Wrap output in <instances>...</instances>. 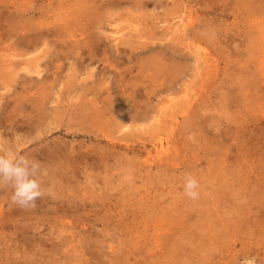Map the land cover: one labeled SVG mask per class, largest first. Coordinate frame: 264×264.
Instances as JSON below:
<instances>
[{"label":"rangeland","instance_id":"obj_1","mask_svg":"<svg viewBox=\"0 0 264 264\" xmlns=\"http://www.w3.org/2000/svg\"><path fill=\"white\" fill-rule=\"evenodd\" d=\"M20 1L24 2L26 5V7L23 8L42 6L40 8L37 7L39 11H41L48 10L50 9L49 7H51L46 0H28L29 2L32 1L31 3L27 0ZM182 1L178 3L179 0H147V4L140 8L127 3L109 8L105 5L106 3H104L102 6L103 8L99 11L100 16L98 20L100 22L97 20L98 24L96 27H90L87 32L82 33L81 27L89 25L88 17L78 23L80 25L79 27L73 25L78 28L76 30L78 33L76 38H80L81 36L82 39L89 38L92 40L93 37L95 40L98 35L104 37L100 45L97 46L95 56L89 53L91 51L90 47H85V49L82 48L83 55L82 58H79L77 57L78 52L74 45L70 47V51L67 50L68 48H65V46L60 47V44L57 45V41H53V44L50 42L49 45H52L51 47L46 44L42 45L41 43L38 52L44 49L53 50L54 48H58L54 50L55 54L53 53V56L49 60V64L55 67L51 65L50 69L48 71L46 69L43 73L46 74L48 72L49 79H53L55 75L59 76V79L55 82L54 89L48 90L49 94L45 97L47 103L45 106L43 105L42 108L33 105L32 101H28L30 104L24 106L21 104L26 94H29V89L23 88V84L26 83H24L20 74L16 76L13 83L9 86V89L4 85L3 81L2 83L0 82V94L3 95L2 103L4 105L3 114L5 113L4 119H6L4 126L0 127V133L3 135L5 143L8 144L6 147L8 149L5 148L4 151L11 150L13 152L27 154L28 157L39 161L42 169L46 171L45 175L41 177L44 196L37 200L36 207L32 210L27 211L12 204V189L5 184L0 185V201H2L7 213L5 223L2 225L0 224V264H169L170 260H172L170 264H193L195 261V264H240L241 260L246 257H256V264H264V199H260L262 197L264 198V73L261 71V61H263L264 54L261 49L262 47H257L258 49L255 48V51L253 49L249 50L252 48L254 37L260 39L259 34H256L258 35L256 36L253 32H256L254 31L255 25H257L255 23L256 19L261 17V20L264 17V13H261L260 10L254 12V9L247 10L245 7L240 8L237 0ZM259 1L261 2H259L260 4L264 5V0ZM54 2L55 6H52L56 11L51 10L50 17L47 16L48 19L39 14L33 16L32 13L30 14L26 11V14L23 13L21 16H17L21 18V21L15 17L16 22L20 21L19 23H23L27 19L33 20L35 23L53 21V24L57 22L61 25V21L57 20L58 15H60L58 12L67 11L72 1L54 0ZM208 2L219 9V11L216 12L217 14L205 12V9H208ZM229 2L232 4H230L231 6L228 4ZM36 4H40V6ZM171 5H173V7H171ZM121 7H123V9ZM7 9V7H4L0 10L8 11ZM107 10L110 14H108L109 12ZM106 11L108 13H106ZM144 12L146 14H144ZM221 13L222 15H220ZM6 14V12H3L4 20L15 19H12L8 14L9 17H7ZM188 14H194L195 19H197L195 23L199 24L201 29L206 28L205 31L200 28L198 29L200 32H203L205 37L201 41H194L191 38H187L184 32L186 27L183 26L185 25L183 19L187 20ZM108 15H111V17L113 16V18H110ZM253 16H256L254 21L252 20V18L254 19ZM204 18H206L204 21L205 23L202 22ZM125 26H129L131 30H129V28L126 29ZM122 27L125 28L123 29ZM147 28L149 30H147ZM112 29L115 30L116 33L112 31ZM261 30L264 31V25L261 27ZM111 31L115 35H113ZM106 33H109L110 36ZM131 33L135 34L133 35ZM141 33L145 34V37L142 39L149 41L148 46L145 48L136 46V41H134V39L142 40L139 36ZM155 33V40H153L152 37L148 38V35L152 36ZM224 35L225 38L223 37ZM175 36L176 38L180 37L176 42ZM68 37H66V39L70 42L76 39L75 37H69L68 39ZM9 38L10 37L6 36L5 42L2 44L3 48L7 49L0 52V76L6 68L2 65L1 59L7 61L9 58L6 52H15V49L16 51L23 50V47L18 46L14 38ZM127 38H129V40L131 38V40L127 42L129 43L128 45H124L126 44L124 40ZM132 38H134L133 41ZM160 41L162 42L160 43ZM59 42L61 43V41ZM117 43H120L119 46L123 52L117 50ZM131 43L135 44L134 47L137 48L133 49L134 47ZM167 43H170L173 47H177L178 45L181 46L180 48H182L183 51L182 55L176 54L173 47V49L167 47ZM63 48L66 50L63 51ZM206 49L216 54L220 60L219 62L222 69H225V66H227L224 58L229 60L232 58L228 68L224 70L227 73L220 70L221 74L217 75L214 80L212 75H215V69L212 70L211 74H207V62L200 53V51L203 52ZM34 50L35 49L32 50V54L37 53ZM60 50L62 51L60 52ZM226 53L231 57H227ZM2 54L5 57L2 56ZM248 54L251 55L248 56ZM88 55H91V58ZM85 56L87 57L85 58ZM104 56L108 59H105ZM168 57L172 60L168 59ZM156 60H158L160 64L157 63ZM54 61L56 64L58 63L62 66L60 70L56 67ZM242 61L248 64H244ZM153 62H155V64H153ZM147 63L148 65H146ZM149 63L151 65L153 64L152 66L155 65L153 67L154 69ZM161 63H169V67H171L169 72L171 71V75L172 69L175 68V70H178L180 75L178 84L180 90L173 93L169 90H165L158 93L156 96L152 94V98H146L145 95L135 96L136 99L133 101L141 104L137 107L141 111L145 108H140L143 104L150 103H148L149 106L147 105V107L150 110L149 114H151L147 120L136 118L134 115L136 114L137 108L134 106L133 102H129L128 99H126L127 96L126 94L124 96L120 83L125 81L129 83L132 81V83L136 81L142 83L144 80H148L146 81V85L149 87L155 86L160 82H168L165 84H169L171 80L170 73L165 74L163 72L160 73V71L157 72V67L161 66ZM183 63H185V65H183ZM141 64L143 68H141ZM113 65H115L114 68ZM181 65L183 67H181ZM63 67L64 69H62ZM149 67L151 68L149 69ZM262 68H264V62ZM78 69L80 71H78ZM238 69L239 71H237ZM248 69L250 70L248 71ZM57 70L60 71L59 75L56 74ZM142 71L146 72L142 74ZM253 74L258 76H254ZM146 75L148 76L147 78H145ZM237 75L243 79L257 81L256 86L258 88L260 87L259 90L253 88L251 91L247 89L244 92H237L234 88L241 82ZM93 76L96 77L94 78ZM166 76L168 78H165ZM206 76H209L211 79V81L207 83L209 85L208 89L204 91V97H198L197 90L203 87L204 83L202 81ZM74 77H76L78 81L76 82L77 84L72 82V87L69 84L71 83L69 80ZM261 78L263 80H261ZM124 79L126 80L123 81ZM94 80H97L96 82L102 88L101 94L97 95L93 90L87 87L88 84L92 85V81ZM30 81H28L27 86L30 88L32 87L31 92L38 91L37 87H39V84H35V82L33 84V82ZM183 81L186 84H181ZM187 83H190L192 88H190V85V87L187 86ZM118 84L120 88L116 86ZM123 87H125V85H123ZM181 88L184 90L182 91ZM222 88L226 89L221 90ZM190 92H193V95ZM35 94L38 95L37 92H35ZM162 94H164V96ZM182 94L184 96L186 94H191V96L195 95V100L193 101L194 108L192 107L189 114H186V112L181 114L179 119H177L178 121L174 119L177 123V126H174L176 128H174L173 125L168 127V131L159 128L160 130L158 129V134L156 135L155 132L157 131L150 128L152 127L151 125L156 123L157 112L154 110L162 112V109L165 108L166 105L168 106L170 103L180 99ZM258 94L263 98L259 97ZM244 95L248 96L245 97ZM22 96L24 97L21 98ZM157 99L159 102H157ZM85 101L88 102V104ZM89 103H91V105ZM155 103L160 104L159 106L158 104L155 106ZM248 104L249 107H245L248 106ZM95 107H100L98 116L94 114V112H96ZM204 107H206V109ZM83 108L87 114H90L89 117L83 116L84 114L81 115ZM51 113L54 115L52 116ZM241 113L242 115H240ZM160 114L161 113H158V115ZM5 116L7 118H5ZM50 121L52 122L50 123ZM143 122H145L146 126L145 124L143 125ZM136 124H139V127ZM149 130H151L150 133L148 132ZM170 135L171 139L169 138L170 140L166 139L165 141L166 148L170 150L161 153L162 155H158L156 143L158 144L159 139H157V136L168 138ZM154 149L157 151H154ZM223 151L225 152L223 153ZM166 154L168 156H166ZM221 155H223V157ZM160 156L163 160H160ZM222 161H224V163L220 165ZM59 165H61V167ZM46 167H51L52 171L51 169H46ZM226 167L227 169H225ZM243 167L246 168L244 169ZM58 169L65 174L61 173ZM236 170L242 172L239 174ZM55 172L57 175H55ZM188 173H191L199 181V192L201 194L199 198L200 200L201 197L203 198L201 201L195 200L192 202L191 199L189 201V198L184 195L183 181L185 175ZM219 174L222 175L220 176ZM215 175L219 178L223 177L219 179ZM236 175L238 178L235 177ZM223 178H225V180L230 178L231 180L228 179L224 181ZM233 178L238 180V185H234L237 181ZM240 178H242V192L236 191V194H232L229 189H227V191L222 190L223 192L218 191L222 183L227 184L229 182L233 184V187L236 186V188H240ZM255 190L259 192L257 193ZM203 193L207 196L203 195ZM222 194L225 196L223 197ZM229 194L232 195L228 196ZM208 198L211 200L216 199L214 200L216 202ZM221 198L222 202L220 201ZM246 198L250 201H247ZM209 200L211 203H214L213 206ZM58 203H60V205ZM243 203H246V207L248 208H246ZM257 203L258 205H256ZM236 204L239 206L242 204V207L240 206V208L238 206V209ZM224 205L226 208L223 207ZM174 206L179 207L180 212H184V210L187 209V212H184L185 216L178 217L179 215L170 214L169 219L166 220L165 218L167 216L165 215L167 209ZM206 206L207 208L212 207L213 215L217 219L212 215L213 217L211 220L203 224L202 217L204 209H207ZM249 206L251 207L249 208ZM233 207L237 208V210ZM238 211L240 212L236 213ZM241 211H243V213ZM225 212H228V214L226 213V215ZM12 213L15 214L13 215ZM218 216H222L223 218L221 217L222 219H220ZM228 216L229 218L227 219ZM232 218L233 220H231ZM225 219L226 221L224 222ZM209 222H211V225ZM224 231H227L226 234ZM183 234L187 236L192 235L193 241L189 245L191 253L188 252L189 250H186V255L190 254V257L192 259L195 258V260H188L186 255L180 256L177 259L172 256V249L170 248L172 246L170 243L173 242L176 237H180ZM210 237L213 238L211 239ZM207 252L210 253L207 254Z\"/></svg>","mask_w":264,"mask_h":264},{"label":"bare ground","instance_id":"obj_2","mask_svg":"<svg viewBox=\"0 0 264 264\" xmlns=\"http://www.w3.org/2000/svg\"><path fill=\"white\" fill-rule=\"evenodd\" d=\"M28 1V0H27ZM40 1H42V0H40ZM46 1H48V4L49 5H51V7H49L50 9H48V10H41V11H39V9L38 8H40V7H42V6H40V4H36V5H39L40 7H38V6H31V7H27V8H23V7H26V5L24 4V2H22V1H20V0H0V9L1 8H4V7H7L8 9V11H1L0 10V52L1 51H3V50H6L7 48H3V46H2V44H4V42H5V39H6V36H8V37H10L9 39H15V42L18 44V46H22L23 47V50L22 51H19V50H17L16 51V49H15V52H6L7 53V55H9L8 57V60L7 61H3L2 59H1V63H2V65L3 66H5L6 68H5V71H3L2 72V74H1V78H0V82L2 83V81L4 82V85L6 86V87H8V89L10 88L9 86L13 83V81L15 80V78H16V76L17 75H21V77L23 78V81H24V83H26V84H23V88L24 89H29V94L27 95L26 94V96L24 97V96H22L21 98H23L24 97V99H23V103H21V102H19V103H21V104H23V106L24 105H27V104H30L28 101H32V103H33V105H35L36 107H39V108H42V106L44 105L45 106V104L47 103L46 101H45V97L49 94V91L48 90H51L52 88L54 89V86H55V82H56V80L57 79H59L58 77L59 76H54V78L53 79H49V75H48V72L46 73V74H44L43 72H45V70L47 69V71L50 69V66L52 65V64H49V60L51 59V57L53 56V53L55 54V51L54 50H57V49H53V50H46V49H44L43 51H39L38 52V48L41 46V43H42V45L43 44H46V45H49V43L51 42H56V44L57 45H59L60 44V47L62 46V47H64L65 46V48H68L67 50H70L71 51V46L73 47V45L75 46V48H76V50H77V52H78V56L77 57H79V58H82V55H83V51H82V48L83 49H85V47L87 48V47H90V49H91V51L89 52L92 56H95V54H96V49H97V46H99L100 45V42H101V40H103L104 39V37L102 36V35H98V37L97 38H95V40L93 39V37H92V40H90L89 38H81V36H80V38H76L77 36H78V33L76 32V30L78 29L77 27H79L80 25L78 24V23H80L81 22V20H83V19H85L86 17H88V19H89V25H85L84 27H81V30H82V33H84V32H87L89 29H90V27H96V25L98 24V22H97V20L99 19V11H100V9H102L103 7V5H104V3H106L105 5H107V7H112V6H120L121 4H123V3H127V4H130V5H132V6H134V7H137V8H140V7H142V6H144V5H146L147 4V0H71L72 1V4H70L69 6H68V9H67V11H65V12H58L60 15H58V17H57V20L58 21H61V25H59L57 22L55 23V24H53L54 22L53 21H51V22H44V21H41V22H39V23H35L33 20H25L23 23H19L20 21H21V18H18L19 16H21L23 13H27V12H29L30 14L32 13L33 14V16L34 15H40V16H43L44 18H46V19H48L47 18V16L48 17H50V13H51V10L53 11V10H55L56 11V9H54V7L53 6H55L54 5V0L53 1H51V0H46ZM45 1V2H46ZM174 1V0H173ZM178 1V0H177ZM180 1H182V0H179V2L178 3H180ZM183 1H185V0H183ZM182 1V2H183ZM205 1V0H204ZM206 1H208V0H206ZM238 1V3H239V7L240 8H242V7H245L247 10H252V9H254V12H258L259 10L261 11V13H264V5H262V4H260L261 2L259 1V0H237ZM237 1H235V2H237ZM29 2V1H28ZM32 1H30L29 3H31ZM35 2V1H34ZM66 2H67V0H66ZM186 2V1H185ZM190 2V1H189ZM212 2H214V1H212ZM260 2V3H259ZM68 3H70V2H68ZM177 3V2H176ZM204 3V2H203ZM209 3V2H208ZM28 4V3H27ZM174 5H177V4H175V3H173ZM229 5L231 4L230 2L228 3ZM32 5V4H31ZM34 5V4H33ZM53 5V6H52ZM204 5V4H203ZM206 5V4H205ZM208 5V9H205V12L206 13H208V12H212V13H216V12H218L219 11V9L218 8H215L214 7V5H212V4H207ZM232 5V4H231ZM230 5V6H231ZM169 6V5H168ZM38 7V8H37ZM105 7V6H104ZM106 7V8H107ZM124 7V6H123ZM123 7H121L122 9H123ZM171 7H173V5H171ZM174 7H176V6H174ZM179 7V6H178ZM211 9H210V8ZM233 7V6H232ZM46 8V7H45ZM45 8H43V9H45ZM116 8V7H115ZM130 8V7H129ZM128 8V9H129ZM167 8H169V7H167ZM221 8V7H220ZM245 8H244V10H245ZM47 9V8H46ZM126 9V8H125ZM170 9H172V8H170ZM174 9H176V8H174ZM232 9V8H231ZM66 10V9H65ZM118 10V9H117ZM127 10V9H126ZM22 11V12H21ZM24 11V12H23ZM27 11V12H26ZM108 11V10H107ZM106 11V13H108ZM112 11V10H111ZM130 11V10H129ZM1 12H2V14H1ZM3 12H6L9 16H11V18L13 19V18H18V20H20V21H18V22H16V18L15 19H13V20H4V17H3ZM119 12V11H118ZM131 12V11H130ZM113 13V12H112ZM133 13V12H132ZM6 14V15H7ZM108 14H110V12L108 13ZM127 14V13H126ZM129 14V13H128ZM143 14V13H142ZM141 14V15H142ZM144 14H146L145 12H144ZM189 14H191V13H189ZM188 14V15H189ZM217 14V13H216ZM7 15V17H9ZM115 15V14H114ZM125 15V14H124ZM208 15V14H207ZM220 15H222V13L220 14ZM229 15V14H228ZM18 16V17H17ZM24 16H27V15H24ZM29 16V15H28ZM107 16V15H106ZM108 16H110V18H113V16L111 17V15H108ZM148 16H150V15H148ZM36 17V16H35ZM197 17V16H196ZM210 17V16H209ZM213 18H215L214 16H212ZM254 17V16H253ZM256 17V16H255ZM254 17V19L252 18V20L254 21L256 18ZM23 18V17H22ZM38 18H39V16H38ZM37 18V19H38ZM53 18V17H52ZM101 18H102V15H101ZM118 18V17H117ZM261 18V17H260ZM260 18L258 17V19H256V24L257 25H255V30L254 31H256V32H253L255 35L256 34H259V38L260 39H258L257 37L255 38L254 37V40H253V44H252V48L251 49H249V50H254L255 51V48L256 49H258V48H261L262 49V52H263V54H264V31H262L261 30V27H263V25H264V17L260 20ZM200 19V18H199ZM205 19L206 18H204V20L202 21V22H204L205 21ZM4 20V21H3ZM24 20V19H23ZM104 20V19H103ZM115 20V19H114ZM118 20V19H117ZM184 20V24L185 25H183L184 27H186V29H185V34L187 35V38H191L192 40H194V41H201L202 39H204L205 37H204V35H203V32L201 33L200 32V30H198L199 28H200V25L199 24H197V23H195L196 21H197V19H195V17H194V14L193 15H189L188 17H187V20H185V19H183ZM196 20V21H195ZM213 20H215V19H213ZM99 21V20H98ZM107 21V20H106ZM157 21V20H156ZM84 22V21H83ZM100 22V21H99ZM148 22V21H147ZM105 23V22H104ZM108 23H110V22H108ZM112 23V22H111ZM183 23V22H182ZM205 23V22H204ZM208 23V22H207ZM203 24V23H202ZM202 24H201V26H202ZM73 25H77V27L75 26H73ZM145 25V24H144ZM181 25V24H180ZM204 25V24H203ZM83 26V25H82ZM99 26V25H98ZM97 26V27H98ZM104 26V25H103ZM199 26V27H198ZM126 27V26H125ZM125 27H122L123 29L125 28ZM179 27H181V26H179ZM127 28H129V26H127L126 27V29ZM132 28V27H131ZM134 28V27H133ZM136 28V27H135ZM100 29V28H99ZM98 29V30H99ZM143 29V28H142ZM146 29V28H145ZM201 29V28H200ZM80 30V29H79ZM95 30V29H94ZM119 30H122V29H119ZM119 30H118V32H119ZM129 30H131L130 28H129ZM147 30H149L148 28H147ZM156 30V29H155ZM201 30H203V31H205L206 30V28H203V29H201ZM112 31H114L115 32V30H113L112 29ZM111 31V32H112ZM152 31V30H151ZM218 31V30H217ZM99 32V31H98ZM117 32V33H118ZM123 32V31H122ZM131 32V31H130ZM158 32H159V30H158ZM219 32V31H218ZM221 32V31H220ZM252 32V31H251ZM80 33V32H79ZM95 33H96V31H95ZM101 33V32H100ZM116 33V32H115ZM162 33V32H161ZM160 33V34H161ZM167 33V32H166ZM215 33V32H214ZM226 33V32H225ZM230 33V32H229ZM244 33V32H243ZM93 34V33H92ZM106 34H109V33H106ZM112 34L113 35H115L113 32H112ZM126 34V33H125ZM127 34H128V32H127ZM126 34V35H127ZM131 34H133V33H131ZM135 34V33H134ZM133 34V35H134ZM153 34V33H152ZM84 35V34H83ZM104 35V34H103ZM123 35H124V33H123ZM215 35V34H214ZM246 35V34H245ZM75 37L76 39H74V40H72V42H70V41H67V39H66V37ZM85 36V35H84ZM94 36H96V35H94ZM109 36H110V34H109ZM117 36V35H116ZM120 36V35H119ZM140 36V38L142 39V38H144L145 37V34H140L139 35ZM182 36V35H181ZM256 36H258V35H256ZM262 36V37H261ZM69 37H68V39H69ZM83 37V36H82ZM105 37H108V36H105ZM118 37V36H117ZM128 37V36H127ZM132 37V36H131ZM149 37H152V39L153 40H155V38H156V33L154 34V35H152V36H149L148 35V38ZM165 37V36H164ZM212 37H213V35H212ZM219 37H221V36H219ZM224 38H225V35L223 36ZM230 37V36H229ZM71 38V39H72ZM121 38H123V37H121ZM175 38H176V36H175ZM175 38H173V39H175ZM210 38V37H209ZM252 38V37H251ZM124 39H125V37H124ZM133 39L134 38H132V41H133ZM160 39V38H159ZM180 39V37L179 38H176L175 39V42H176V40H179ZM221 39H222V37H221ZM236 39V38H235ZM130 40H131V38H130ZM129 40V38H127L126 40H124V42H126V44H124V45H128L129 43H127V42H129L130 41ZM161 40V39H160ZM205 40H207V39H205ZM222 40H224V39H222ZM228 40V39H227ZM59 41H61V43L59 42ZM123 41V40H122ZM134 41H136V46H141L140 48H145V47H147L148 46V42L149 41H147V40H135L134 39ZM230 41V40H229ZM261 41H263V42H261ZM59 42V43H58ZM151 42V41H150ZM154 42H156V41H154ZM162 41H160V43H161ZM164 42V41H163ZM183 42V41H182ZM209 42V41H208ZM232 42V41H231ZM231 42H229V43H231ZM247 42V41H246ZM7 43V42H6ZM73 43V44H72ZM152 43V42H151ZM172 43V42H171ZM227 43H228V41H227ZM237 43V42H236ZM13 44V43H12ZM53 44V43H52ZM111 44V43H110ZM115 44V43H114ZM131 44H133V43H131ZM140 44H142V45H140ZM159 44V43H158ZM174 44V43H173ZM176 44V43H175ZM178 44H180V43H178ZM233 44V43H232ZM240 44V43H239ZM55 45V44H54ZM120 43L118 44L117 43V50L118 51H120V52H123V50L120 48ZM122 45V44H121ZM15 46V45H14ZM50 47L52 46V45H49ZM109 46V45H108ZM112 46V45H111ZM113 46H115V45H113ZM130 46V45H129ZM135 46V44H133V47ZM151 46V45H150ZM166 46L167 47H169V48H171V49H173L174 48V52L177 54H180V55H182V48H180L181 46H177V47H173L170 43L168 44H166ZM131 47V46H130ZM132 47V48H133ZM173 47V48H172ZM254 47V48H253ZM258 47V48H257ZM65 48H63V51H65L66 49ZM107 48H109V47H107ZM124 48V47H123ZM137 47H134L133 49H136ZM154 48V47H153ZM232 48H233V45H232ZM33 49H35L34 51H36L37 53H35V54H32V50ZM60 49V48H59ZM89 49V50H90ZM99 49V48H98ZM100 49H101V47H100ZM149 49V48H148ZM185 49V48H184ZM235 49H236V47H235ZM88 50V51H89ZM116 50V49H115ZM150 50V49H149ZM62 50H60V52H61ZM117 51V52H118ZM125 51H126V49H125ZM134 51V50H133ZM132 51V52H133ZM179 51V52H178ZM242 51H244V50H242ZM5 52V51H4ZM59 52V51H58ZM74 52V51H73ZM98 52V51H97ZM116 52V51H115ZM127 52H128V50H127ZM240 52V51H239ZM250 52H252V51H250ZM67 53V52H66ZM72 53V52H71ZM88 53V52H87ZM88 53V54H89ZM102 53H103V51H102ZM125 53V52H124ZM123 53V54H124ZM185 53V52H184ZM200 53H201V55H202V57L204 58V60L207 62V67L206 68H208V70H207V74H211V72H212V70L213 69H215V75H212V78H213V80L217 77V75H220L221 73H220V70L222 71V72H224V73H227V72H225L224 70H226L227 68H228V66H229V64H230V62H231V60H232V58H231V60H229V59H227V58H224V60L226 61V63H227V66H225V69H222L221 68V66H220V60L218 59V57L216 56V54L215 53H213V52H211V51H208L207 49L205 50V51H203V52H201L200 51ZM237 53V52H236ZM246 53V52H245ZM117 54V53H116ZM163 54H166V53H163ZM228 53H226V55H227ZM230 54V53H229ZM231 54H232V52H231ZM27 55V56H26ZM57 55H58V53H57ZM90 55V56H91ZM188 55V54H187ZM218 55V54H217ZM226 55H224V56H226ZM249 55H251V54H248V56ZM2 56H4L3 54H2ZM11 56H12V58H11ZM66 56V55H65ZM89 56V55H88ZM89 56V57H90ZM153 56V55H152ZM158 56V55H157ZM234 56V55H233ZM236 56V55H235ZM242 56V55H241ZM240 56V57H241ZM247 56V57H248ZM5 57V56H4ZM19 57V58H18ZM66 57H68V56H66ZM70 58H72L71 56H69ZM75 57H76V55H75ZM87 56H85V58H86ZM123 57V56H122ZM166 57V56H165ZM227 57H231L230 55L228 56L227 55ZM264 57V56H263ZM59 58V57H58ZM57 58V59H58ZM63 58V57H62ZM91 58V57H90ZM104 58H105V56H104ZM117 58V57H116ZM121 58V57H120ZM119 58V59H120ZM144 58H147V57H144ZM255 58V57H254ZM257 58V57H256ZM259 58V57H258ZM105 59H108V58H105ZM152 59V58H151ZM150 59V60H151ZM163 59V58H162ZM168 59H170L169 57H168ZM167 59V60H168ZM233 59H234V57H233ZM238 59V58H237ZM236 59V60H237ZM242 59V58H241ZM244 59V58H243ZM250 59V58H249ZM59 60V59H58ZM78 60V59H77ZM85 60V59H84ZM109 60H112V59H109ZM142 60V59H141ZM150 60H149V62H150ZM170 60H172V59H170ZM246 60H247V58H246ZM263 61H261L262 62V65H263V62H264V58L262 59ZM57 61V60H56ZM82 61H83V59H82ZM157 61V63H159V61L158 60H156ZM238 61V60H237ZM245 61V60H244ZM81 62V61H80ZM84 62V61H83ZM82 62V63H83ZM106 62V61H105ZM116 62V61H115ZM145 62V61H144ZM151 62H152V60H151ZM165 62V61H164ZM240 62H241V60H240ZM243 62V61H242ZM251 62V61H250ZM252 62H253V60H252ZM54 63H55V61H54ZM81 63V64H82ZM179 63V62H178ZM244 63V62H243ZM44 64H45V67H44ZM79 64V63H78ZM116 64V63H115ZM144 64V63H143ZM150 64V63H149ZM153 64H155V62H153ZM152 64V65H153ZM160 64V63H159ZM174 64V63H173ZM182 64V63H181ZM234 64V63H233ZM244 64H248V63H244ZM256 64H257V62H256ZM55 65H56V67L57 68H59V70L61 69V65L60 64H56L55 63ZM85 65V64H84ZM142 65V64H141ZM146 65H148V63L146 64ZM151 65V64H150ZM151 65V66H152ZM178 65V64H177ZM183 65H185V63H183ZM262 65H261V71H262V73H264V71H263V69L264 68H262ZM1 66V65H0ZM52 66H54V65H52ZM114 66L115 65H113V68H114ZM145 66V65H144ZM155 66V65H154ZM154 66H152V68L154 67ZM180 66V65H179ZM187 66V65H186ZM237 66H238V64H237ZM258 66V65H257ZM55 67V66H54ZM119 67V66H118ZM146 67V66H145ZM175 67V66H174ZM181 67H183L182 65H181ZM180 67V68H181ZM185 67V66H184ZM236 67V66H235ZM240 67V66H239ZM242 67V66H241ZM4 68V67H3ZM130 68V67H129ZM141 68H143V65L141 66ZM151 67H149V69H150ZM170 68L171 67H169V63L168 64H163V63H161V66H159V67H157V72H159L160 71V73L161 72H163V73H165V74H167V73H170L169 72V70H170ZM230 68V67H229ZM233 68V67H232ZM62 69H64V67L62 68ZM77 69V68H76ZM154 69V68H153ZM152 69V70H153ZM156 69V68H155ZM183 69V68H182ZM241 69V68H240ZM242 69H243V67H242ZM59 70H57V72H56V74H60V71ZM104 70H106V69H104ZM108 70V69H107ZM123 70V69H122ZM131 70V69H130ZM147 70V69H146ZM186 70V69H185ZM250 69H248V71H249ZM78 71H80L79 69H78ZM184 71V70H183ZM205 71V70H204ZM234 71V70H233ZM232 71V72H233ZM237 71H239V69L237 70ZM246 71V70H245ZM257 71H258V69H257ZM259 71H260V69H259ZM260 71V72H261ZM82 72V71H81ZM143 72H146V71H142L141 73L143 74ZM180 72V71H179ZM186 72V71H185ZM184 72V73H185ZM49 73H50V71H49ZM119 73V72H118ZM127 73V72H126ZM140 73V72H139ZM138 73V74H139ZM181 73V72H180ZM183 73V74H184ZM54 74H55V72H54ZM82 74V73H81ZM93 74H95V73H93ZM98 74V73H97ZM110 74V73H109ZM120 74V73H119ZM153 74V73H152ZM204 74V73H203ZM238 74V73H237ZM243 74V73H242ZM260 74V73H259ZM52 75H53V73H52ZM67 75V74H66ZM65 75V76H66ZM96 75V74H95ZM115 75V74H114ZM122 75V74H121ZM157 75V74H156ZM155 75V76H156ZM170 75H171V73H170ZM244 75V74H243ZM251 75H252V73H251ZM254 75V74H253ZM261 75V74H260ZM90 76V75H89ZM105 76V75H104ZM138 76V75H137ZM140 76V75H139ZM180 75H179V73H178V70H175V68L174 69H172V75H171V80H170V82H169V84H165V83H168V82H165V83H157L155 86L153 85L152 87L150 86H148V85H146V81H148V80H144L142 83L141 82H134V83H129V82H126L125 80L126 79H124L123 81H125V82H122V83H120V86H121V89L123 90V93H124V96H125V94H126V99H128V101L129 102H133L134 103V106L137 108L138 106H139V104H138V102L136 103V102H134L133 100H135L136 98H135V96L137 97V96H143V95H145L146 96V98H152L153 96H152V94L153 95H157L158 93H161V92H163V91H165V90H169V91H171L172 93L173 92H177L178 90H180L179 88H180V86L178 85L179 84V80H180V77H179ZM211 76V75H210ZM238 76V75H237ZM248 76V75H247ZM254 76H258V75H254ZM53 77V76H52ZM84 77V76H83ZM94 77V76H93ZM96 77V76H95ZM94 77V78H95ZM148 76L146 75V77L145 78H147ZM162 77H163V75H162ZM223 77V76H222ZM239 77V76H238ZM243 77V76H242ZM245 77V76H244ZM261 77V76H260ZM259 77V78H260ZM263 77H264V75H263ZM46 80H45V79ZM70 78V77H69ZM80 78V77H79ZM119 78H121V77H119ZM134 78V77H133ZM151 78H152V76H151ZM165 78H168L167 76L165 77ZM231 78V77H230ZM81 79V78H80ZM97 79V78H96ZM153 79V78H152ZM159 79V78H158ZM163 79V78H162ZM182 79V78H181ZM239 79L241 80V82L238 84V86H236V88H234V89H236V91L237 92H244L245 90H247V89H249V91H251V89H255V88H257L258 90H259V88L256 86V82L257 81H252V80H249V79H243V78H240L239 77ZM238 79V80H239ZM264 79V78H263ZM262 78H261V80H263ZM31 80V81H30ZM92 80V79H91ZM119 80V79H118ZM117 80V81H118ZM122 80V79H121ZM142 80V79H141ZM229 80V79H228ZM234 80V79H233ZM28 81H30V82H33V84H34V82H35V84L36 83H38L39 84V87H37L38 88V91H35V92H37V94L38 95H36L35 94V92H31V88L30 87H28L27 85H28ZM49 81H51V82H49ZM69 81H71V83H69L71 86H72V82H74V83H76L78 80H77V78L76 77H74V78H71ZM87 81V80H86ZM97 81V80H96ZM95 80L94 81H92L93 82V84L91 85V84H88L87 82V84H88V88L89 89H91V90H93L94 92H95V94H101L102 93V88L98 85V83L96 82ZM98 81H99V79H98ZM104 81V80H103ZM130 81V80H129ZM139 81V80H138ZM158 81H160V80H158ZM209 81H211V79H210V77L208 76H206V77H204V80L202 81L203 83V89L202 88H200V89H198L197 90V96L198 97H204L205 96V93H204V91L206 90V89H208V84L207 83H209ZM258 81H259V79H258ZM264 81V80H263ZM67 82H68V80H67ZM101 82V81H100ZM152 82H154V81H152ZM157 82V81H156ZM216 82V81H215ZM229 82H231V81H229ZM238 82V81H237ZM151 83V82H150ZM155 83V82H154ZM185 82L183 81V83H181V84H184ZM262 83V82H261ZM264 83V82H263ZM37 84V85H38ZM77 84V83H76ZM76 84H74V85H76ZM186 84V83H185ZM234 84V83H233ZM30 85H32V84H30ZM36 85V86H37ZM69 85V86H70ZM85 85V84H84ZM84 85H83V87H84ZM115 85V84H114ZM123 85H125V87H123ZM190 85V83L188 84L187 83V86H189ZM235 85H237V84H235ZM86 86V85H85ZM116 86H118V88H120L119 87V84L118 85H116ZM183 86V85H182ZM191 86V85H190ZM189 86V87H190ZM197 86V85H196ZM73 87V86H72ZM184 87V86H183ZM223 87V86H222ZM50 88V89H49ZM184 88H186V87H184ZM190 88H192V86L190 87ZM62 89V88H61ZM187 89V88H186ZM224 88H222L221 90H223ZM226 89V88H225ZM224 89V90H225ZM231 89V88H230ZM74 90V89H73ZM80 90V89H79ZM83 90V89H82ZM181 90L183 91L184 89H182L181 88ZM194 90H195V88H194ZM121 91V90H120ZM189 91V90H188ZM263 91V90H262ZM50 92H52V91H50ZM81 92H83V91H81ZM85 92V91H84ZM89 92V91H88ZM130 92V93H129ZM179 92H181V91H179ZM209 92V91H208ZM221 92V91H220ZM228 92V91H227ZM247 92V91H246ZM255 92H256V90H255ZM75 93V92H74ZM122 93V92H121ZM121 93H120V95H121ZM129 93V94H128ZM181 93H183V92H181ZM187 93V92H186ZM190 93H192V95H193V92H190ZM206 93H207V91H206ZM249 93V92H248ZM252 93V92H251ZM78 94V93H77ZM222 94V93H221ZM247 94V93H246ZM257 94V93H256ZM71 95H73V94H71ZM109 95V94H108ZM163 96H164V94H162ZM161 95V96H162ZM168 95V94H167ZM180 95V94H179ZM228 95V94H227ZM63 96V95H62ZM103 96H104V92H103ZM102 96V97H103ZM122 96V95H121ZM159 96V95H158ZM171 96V95H170ZM195 96V95H194ZM194 96H191V94H186L185 96L182 94V97H180V99H178V100H176L175 102H172V103H170V105H166L165 106V108H163L162 110V112H158V111H156V110H154L155 112H157V118H156V123H154L153 125H151L152 127H150V128H153V129H155L157 132H155L156 133V135L158 134V129L159 128H161V129H164V130H167L168 129V127L170 126V125H173V127L176 125L177 126V123L174 121V119H179V117H180V115L181 114H184L185 112H186V114L188 113H190L191 112V109H192V107L194 108V105H193V101L195 100L194 99ZM225 96V95H224ZM237 96V95H236ZM245 96V95H244ZM246 96H248V95H246ZM245 96V97H246ZM258 96H259V94H258ZM49 97V96H48ZM51 97V96H50ZM61 97V96H60ZM97 97V96H96ZM166 97V96H165ZM177 97H178V95H177ZM176 97V98H177ZM207 97V96H206ZM244 97V98H245ZM251 97V96H250ZM256 97H257V95H256ZM259 97H262L261 95L259 96ZM106 98V97H105ZM105 98H103V99H105ZM139 98V97H138ZM145 98V97H144ZM160 98V97H159ZM162 98V97H161ZM168 98V97H167ZM166 98V99H167ZM196 98V97H195ZM210 98V97H209ZM208 98V99H209ZM238 98V97H237ZM240 98V97H239ZM248 98V97H247ZM263 98V97H262ZM261 98V99H262ZM67 99V98H66ZM140 99V98H139ZM143 99V98H142ZM164 99V98H163ZM165 99V100H166ZM205 99H207V98H205ZM220 99V98H219ZM223 99V98H222ZM241 99V98H240ZM256 99V98H255ZM97 100V99H96ZM100 100V99H99ZM107 100H109V99H107ZM144 100V99H143ZM142 100V101H143ZM151 100V99H150ZM149 100V101H150ZM164 100V101H165ZM248 100V99H247ZM250 100V99H249ZM259 100V99H258ZM263 100V99H262ZM93 101V100H92ZM98 101V100H97ZM112 101H113V99H112ZM141 101V100H140ZM196 101H197V99H196ZM226 101H228V100H226ZM3 95H1L0 94V127L2 126H4V124H5V120L6 119H4V114H3V109H4V105H3ZM13 102V101H12ZM86 102V101H85ZM144 102V101H143ZM157 102H159L158 101V99H157ZM161 102V101H160ZM223 102V101H222ZM225 102V101H224ZM244 102V101H243ZM250 102H251V100H250ZM19 103H18V105H19ZM87 104H88V102H86ZM149 103V102H148ZM148 103L147 104H143L140 108H142V107H145L142 111L141 110H139L138 108H137V110H136V114L134 115L136 118H139V119H146L147 120V118L148 117H150V115L151 114H149L150 113V110L148 109V107H147V105H148ZM164 103H167V102H164ZM229 103V102H228ZM85 104V103H84ZM90 105H91V103H89ZM131 104V103H130ZM138 104V105H137ZM150 104V103H149ZM156 104H158V106H159V104L160 103H155L154 105L156 106ZM162 104H163V102H162ZM223 104V103H222ZM231 104V103H230ZM8 105V104H7ZM56 105V104H55ZM77 105V104H76ZM102 105V104H101ZM141 105V104H140ZM153 105V104H152ZM243 105V104H242ZM254 105H255V103H254ZM9 106V105H8ZM20 106V105H19ZM18 106V107H19ZM22 106V105H21ZM63 106V105H62ZM149 106V105H148ZM154 106V107H155ZM201 106V105H200ZM244 106V105H243ZM252 106V105H251ZM260 106V105H259ZM6 107V106H5ZM13 107V106H12ZM56 107V106H55ZM107 107H109V106H107ZM152 107V106H151ZM223 107V106H222ZM221 107V108H222ZM227 107V106H226ZM239 107V106H238ZM245 107H249V104H248V106H245ZM257 107H258V105H257ZM257 107H255V108H257ZM7 108V107H6ZM5 108V109H6ZM21 108H23V107H21ZM31 108V107H30ZM60 108V107H59ZM100 108V107H99ZM99 108H97V107H95V111L96 112H94V114H96L97 116L99 115V113H98V110H99ZM102 108V107H101ZM205 109H206V107H204ZM231 108H232V106H231ZM259 108V107H258ZM261 108V107H260ZM16 109H17V106H16ZM57 109V108H56ZM155 109V108H154ZM252 109H254V108H252ZM18 110V109H17ZM39 110V109H38ZM37 110V111H38ZM90 110H92V109H90ZM159 110V109H158ZM204 110V109H203ZM226 110V109H225ZM14 111H16V110H14ZM56 111H58V110H56ZM121 111V110H120ZM123 111V110H122ZM194 111V110H193ZM255 111V110H254ZM4 112H5V110H4ZM103 112V111H102ZM155 112H153V113H155ZM225 112V111H224ZM244 112V111H243ZM242 112V113H243ZM256 112V111H255ZM43 113V112H42ZM130 113H132V112H130ZM158 113H161L160 115H158ZM239 113V112H238ZM242 113L240 114V115H242ZM14 114V113H13ZM18 114V113H17ZM16 114V115H17ZM48 114V113H47ZM52 114V113H51ZM73 114V113H72ZM71 114V115H72ZM82 114H84L83 116H86V117H89L90 116V114H87L85 111H84V108H83V111H81V115ZM117 114V113H116ZM129 114V113H128ZM193 114H195V113H193ZM199 114V113H198ZM226 114V113H225ZM232 114H233V112H232ZM10 115V114H9ZM44 115V114H43ZM50 115V114H49ZM54 114H52V116H53ZM130 115V114H129ZM8 116V115H7ZM46 116V115H45ZM60 116H62V115H60ZM96 116V117H97ZM120 116V115H119ZM122 116V115H121ZM187 116V115H186ZM235 116V115H234ZM57 117V116H56ZM189 117H191V116H189ZM5 118H7L6 116H5ZM9 118V117H8ZM62 118V117H61ZM107 118V117H106ZM120 118H123V117H120ZM194 118H196V117H194ZM16 119V118H15ZM40 119H41V117H40ZM44 119V118H43ZM71 119H73V118H71ZM153 119V118H152ZM26 120V119H25ZM42 120V119H41ZM53 120V119H52ZM56 120H57V118H56ZM89 120V119H88ZM118 120V119H117ZM153 120H155V119H153ZM241 120V119H240ZM35 121V120H34ZM63 121V120H62ZM92 121V120H91ZM90 121V122H91ZM97 121H100V120H97ZM124 121V120H123ZM143 121V120H142ZM178 121V120H177ZM191 121V120H190ZM7 122V121H6ZM28 122H29V120H28ZM52 121H50V123H51ZM93 122V121H92ZM107 122V121H106ZM112 122V121H111ZM239 122V121H238ZM94 123V122H93ZM97 123V122H96ZM179 123H181V122H179ZM45 124V123H44ZM43 124V125H44ZM124 124V123H123ZM145 124V122H143V125ZM186 124V123H185ZM30 125V124H29ZM32 125V124H31ZM52 125H53V123H52ZM58 125V124H57ZM100 125V124H99ZM125 125H126V122H125ZM137 125V124H136ZM135 125V126H136ZM139 125V124H138ZM137 125V126H138ZM50 126H51V124H50ZM50 126H48V127H50ZM127 126V125H126ZM145 126H146V124H145ZM39 127V126H38ZM139 127V126H138ZM190 127V126H189ZM59 128H60V126H59ZM69 128V127H68ZM101 128V127H100ZM174 128H176V127H174ZM173 128V129H174ZM52 129V128H51ZM70 129V128H69ZM71 129H72V127H71ZM141 129V128H140ZM160 130V129H159ZM150 131L151 130H149L148 132L150 133ZM168 131V130H167ZM174 131H176V130H174ZM40 133V132H39ZM43 133V132H42ZM73 133V132H72ZM81 133V132H80ZM88 133V132H87ZM175 133V132H174ZM74 135V134H73ZM173 135V134H172ZM79 136V135H78ZM83 136V135H82ZM97 136V135H96ZM150 136V135H149ZM175 136V135H174ZM39 137V136H38ZM153 137V136H152ZM171 137V135L168 137V138H165L164 136H157V139H159V141H158V144L156 143V145H157V148H158V151L157 150H155L154 149V151H157L158 153V155L159 154H161V153H165L166 151H168V150H170L169 148H166V144H165V141H166V139H169ZM154 138V137H153ZM172 138H173V136H172ZM171 139V138H170ZM169 139V140H170ZM152 140V139H151ZM168 140V141H169ZM63 141V140H62ZM110 141V140H109ZM112 141V140H111ZM134 141H135V139H134ZM174 141V140H173ZM180 141V140H179ZM43 142V141H42ZM130 142H131V140H130ZM138 142V141H137ZM140 142H142V141H140ZM109 143V142H108ZM116 143V142H115ZM127 143V142H126ZM143 143V142H142ZM68 144V143H67ZM128 144V143H127ZM172 144V143H171ZM7 143H5V140H4V138H3V135L0 133V151H4L5 150V148L7 147ZM115 145V144H114ZM173 145V144H172ZM50 146V145H49ZM66 146V145H65ZM68 146H69V144H68ZM116 146V145H115ZM125 146V145H124ZM134 146V145H133ZM137 146V145H136ZM147 146H149V145H147ZM210 146V145H209ZM71 147V146H70ZM75 147V146H74ZM126 147V146H125ZM138 147V146H137ZM154 147V146H153ZM173 147V146H172ZM176 147V146H175ZM207 147V146H206ZM67 148V147H66ZM145 148V147H144ZM208 148V147H207ZM211 148V147H210ZM209 148V149H210ZM6 149H8V148H6ZM35 149H37V148H35ZM131 149H132V147H131ZM134 150H136L135 148H133ZM147 149V148H146ZM150 149V148H149ZM152 149V148H151ZM208 149V150H209ZM221 149V148H220ZM69 150V149H68ZM214 150V149H213ZM223 150H225V149H223ZM27 151V150H26ZM31 151V150H30ZM70 151V150H69ZM136 151H138V150H136ZM149 151V150H148ZM172 151V150H171ZM23 152V151H22ZM141 152V151H140ZM222 152V151H221ZM225 151H223V153H224ZM25 153H28V152H25ZM54 153V152H53ZM78 153V152H77ZM141 153H143V152H141ZM151 153V152H150ZM68 154H69V152H68ZM149 154V153H148ZM168 154V153H167ZM166 154V156H168ZM226 154V153H225ZM65 155V154H64ZM154 155V154H153ZM152 155V156H153ZM162 155V154H161ZM224 155V154H223ZM223 155H221L222 157H223ZM28 156V155H27ZM31 156V155H30ZM48 156V155H47ZM148 156H150V155H148ZM51 157V156H50ZM49 157V158H50ZM53 158V157H52ZM55 158H57V157H55ZM155 158V157H154ZM160 158H161V156H160ZM58 159V158H57ZM151 159V158H150ZM171 159V158H170ZM52 160V159H51ZM56 160V159H55ZM152 160V159H151ZM157 160V159H156ZM160 160H163L162 158L160 159ZM159 160V161H160ZM167 160V159H166ZM173 160V159H172ZM221 160V159H220ZM219 160V161H220ZM67 161V160H66ZM70 161V160H69ZM147 161V160H146ZM148 161H149V159H148ZM154 161H155V159H154ZM169 161V160H168ZM52 162V161H51ZM57 162V161H56ZM153 162V161H152ZM54 163V162H53ZM66 163V162H65ZM222 163H224V161H222L221 163H220V165L222 164ZM57 164V163H56ZM59 164V163H58ZM150 164H152V163H150ZM167 164H169V163H167ZM241 164H243V163H241ZM48 165V164H47ZM240 165V164H239ZM60 167H61V165H59ZM241 166V165H240ZM49 167V166H48ZM48 167H46V169L48 168ZM54 167V166H53ZM52 167V168H53ZM58 168V167H57ZM219 168V167H218ZM238 168V167H237ZM236 168V169H237ZM244 168V167H243ZM242 168V169H243ZM246 168V167H245ZM244 168V169H245ZM48 169H51V167L50 168H48ZM55 169V168H54ZM53 169V170H54ZM69 169V168H68ZM222 169H223V167H222ZM225 169H227V167L225 168ZM233 169H235V168H233ZM232 169V170H233ZM45 170V169H44ZM59 170V169H58ZM63 170H64V168H63ZM237 170H239V169H237ZM236 170V171H237ZM51 171H52V169H51ZM60 171V170H59ZM46 172V171H45ZM61 172V171H60ZM228 172V171H227ZM233 172V171H232ZM238 172V171H237ZM236 172V173H237ZM240 172H242V171H240ZM240 172H238L239 174H240ZM53 173V172H52ZM51 173V174H52ZM61 173H63V172H61ZM215 173V172H214ZM221 173V172H220ZM49 174H50V172H49ZM63 174H65V173H63ZM69 174V173H68ZM217 174V173H216ZM245 174H246V172H245ZM244 174V175H245ZM55 175H57V173L55 172ZM220 176L222 175V174H219ZM218 175V176H219ZM235 175V174H234ZM63 176V175H62ZM216 176V175H215ZM230 176V175H229ZM240 176V175H239ZM55 177H57V176H55ZM65 177V176H64ZM217 177V176H216ZM223 177V176H222ZM222 177H220V178H222ZM228 177V176H227ZM235 177H237L238 178V176L236 175ZM241 177V176H240ZM243 177V176H242ZM62 178V177H61ZM217 178H219V177H217ZM219 178V179H220ZM231 180L230 178H227L226 180H225V178H223V180L224 181H227V180ZM234 179V178H233ZM242 178H240V181H239V183H240V188H236V186H234L233 187V184H230V182L229 183H227V184H223L222 183V186H220L219 188H218V191H222V190H226L227 191V189H229L230 190V193H232V194H236L237 192L236 191H239V192H242L241 190H242V180H241ZM235 180V179H234ZM244 180V179H243ZM215 181V180H214ZM235 181H237L234 185H236L237 183H238V180H235ZM218 182H219V180H218ZM245 182V181H244ZM214 183V182H213ZM226 183V182H225ZM232 183V182H231ZM219 184V183H218ZM1 185V184H0ZM215 185V184H214ZM238 185V184H237ZM246 186H247V184H246ZM63 187V186H62ZM215 187V186H214ZM213 187V188H214ZM244 187V186H243ZM246 188V187H245ZM255 188V187H254ZM253 188V189H254ZM68 189V188H67ZM215 189V188H214ZM216 189H217V186H216ZM215 189V190H216ZM247 189V188H246ZM250 189V188H249ZM251 190H252V188H251ZM256 190H257V188H256ZM255 190V191H256ZM79 191V190H78ZM217 191V190H216ZM215 191V192H216ZM245 191V190H244ZM8 192V191H7ZM223 192V191H222ZM254 192V191H253ZM252 192V193H253ZM257 192V191H256ZM255 192V193H256ZM259 192V191H258ZM257 192V193H258ZM219 193V192H218ZM229 193V192H228ZM79 194V193H78ZM213 194V193H212ZM211 194V195H212ZM217 194V193H216ZM216 194H214V195H216ZM232 194H229L228 196H231ZM254 194V193H253ZM5 195V194H4ZM203 195H205V193H203ZM223 195V194H222ZM227 195V194H226ZM238 195V194H237ZM242 195V194H241ZM248 195V194H247ZM256 195V194H255ZM2 196V195H1ZM10 196V195H9ZM200 196H201V194H200ZM205 196H207V195H205ZM205 196H204V198H205ZM225 195H223V197H224ZM227 196V197H228ZM246 196V195H245ZM4 197V196H3ZM7 197H8V195H7ZM6 197V198H7ZM214 197V196H213ZM235 197H237V196H235ZM240 197V196H239ZM254 197V196H253ZM261 197H262V195H261ZM6 198H4V199H6ZM10 198V197H9ZM79 198H80V196H79ZM210 198H212V197H210ZM210 198H208V199H210ZM229 198V197H228ZM234 198V197H233ZM245 198V197H244ZM203 198L201 197V200H202ZM208 199H206V200H208ZM225 199H226V197H225ZM240 199V198H239ZM247 199V198H246ZM260 199H264L263 197L262 198H260ZM51 200V199H50ZM55 200V199H54ZM74 200V199H73ZM200 200V198L198 199V201H201ZM211 200V199H210ZM210 200H209V202H210ZM214 200H216V199H214ZM214 200H211V201H214ZM224 200V199H223ZM227 200V199H226ZM249 199H247V201H248ZM254 200H256V199H254ZM254 200H252V201H254ZM46 201V200H45ZM186 201V200H185ZM189 201H190V199H189ZM192 202H193V200H191ZM203 201H205V200H203ZM220 201L222 202V198L220 199ZM236 201V200H235ZM241 201H243V200H241ZM250 201V200H249ZM80 202V201H79ZM208 202V201H207ZM214 202H216V201H214ZM231 202V201H230ZM238 202H239V200H238ZM237 202V203H238ZM256 202V201H255ZM8 203V202H7ZM188 203V202H187ZM191 203V202H190ZM202 203V202H201ZM206 203V202H205ZM211 203V202H210ZM224 203V202H223ZM223 203H222V205H223ZM233 203V202H232ZM231 203V204H232ZM250 203V202H249ZM8 204H10V203H8ZM59 205H60V203H58ZM212 204V206H213V202L211 203ZM217 204V203H216ZM215 204V205H216ZM240 204V203H239ZM244 204V203H243ZM11 205V204H10ZM38 205V204H37ZM39 205H40V203H39ZM55 205V204H54ZM68 205V204H67ZM71 205V204H70ZM193 205V204H192ZM225 205H226V201H225ZM223 206V207H225L226 208V206ZM233 205V204H232ZM235 205V204H234ZM242 205V204H241ZM240 205V206H241ZM245 205V207H246V203L244 204ZM244 205H243V207H244ZM247 205H248V203H247ZM256 205H258V203L256 204ZM9 206V205H8ZM12 206V205H11ZM58 206V205H57ZM72 206V205H71ZM208 206V205H207ZM207 206H206V208H207ZM220 206V205H219ZM236 206H237V208H238V204H236ZM239 206V207H240ZM65 207V206H64ZM176 207V208H175ZM194 207H196V206H194ZM193 207V208H194ZM203 207V206H202ZM202 207H200V208H202ZM222 207V208H223ZM242 207V206H241ZM240 207V208H241ZM244 207V208H245ZM251 206H249V208H250ZM55 208H56V206H55ZM169 208V207H168ZM182 208V207H181ZM190 208V207H189ZM188 208V209H189ZM213 208H215V207H213ZM222 208H220V209H222ZM229 208V207H228ZM228 208H227V211H228ZM234 208V207H233ZM237 208H234V209H236L237 210ZM246 208H248V207H246ZM245 208V209H246ZM61 209V208H60ZM65 209V208H64ZM166 209V208H165ZM199 209V208H198ZM218 209V208H217ZM216 209V210H217ZM230 209V208H229ZM232 209V208H231ZM239 209V208H238ZM244 209V210H245ZM32 210V209H31ZM187 210V209H186ZM186 210H184V212H187ZM212 207L210 208H207L206 210L204 209V212H203V217H202V221H203V224H205V223H207L208 221H210L211 220V218L214 216L213 215V212H212ZM241 210V209H240ZM28 211V210H27ZM233 211V210H232ZM246 211V210H245ZM22 212V211H21ZM179 211V207H177V206H174V207H171V208H169V209H167V211H166V215L165 216H167L165 219L166 220H168L169 219V216H170V214L172 215V214H174V215H179L178 217H183V216H185V213L182 211V212H180ZM201 212V211H200ZM240 211H238V212H236V213H239ZM242 213H243V211H241ZM189 213V212H188ZM221 213V212H220ZM228 214V212H225V214ZM241 213V214H242ZM7 213H6V211H5V208H4V205L2 204V201H0V224L2 225V224H4L5 223V221H6V215ZM13 214V213H12ZM15 214V213H14ZM13 214V215H14ZM24 214H25V212H24ZM218 214V213H217ZM226 214V215H227ZM240 214V215H241ZM9 215V214H8ZM23 215V214H22ZM187 215V214H186ZM213 215V216H212ZM222 215H223V213H222ZM161 216V215H160ZM176 216V217H177ZM190 216V215H189ZM188 216V217H189ZM193 216V215H192ZM230 216V215H229ZM229 216L227 217V219L229 218ZM14 217V216H13ZM17 217V216H16ZM164 217V216H163ZM198 217V216H197ZM215 217V216H214ZM218 217H220V216H218ZM222 217V216H221ZM220 217V219H222ZM15 218V217H14ZM67 218V217H66ZM172 218V217H171ZM189 218H191V217H189ZM194 218V217H193ZM234 218V217H233ZM233 218L231 219V220H233ZM18 219V218H17ZM175 219V218H174ZM173 219V220H174ZM215 219H217L216 217H215ZM8 221V220H7ZM17 221V220H16ZM20 221V220H19ZM66 221V220H65ZM171 221V220H170ZM201 221V220H200ZM226 221V219L224 220V222ZM172 222V221H171ZM218 222V221H217ZM233 222V221H232ZM231 222V223H232ZM188 223V222H187ZM211 222H209V224H210ZM184 224V223H183ZM202 224V223H201ZM214 224V223H213ZM212 224V225H213ZM224 224V223H223ZM236 224V223H235ZM185 225V224H184ZM184 225H182V226H184ZM211 225V224H210ZM234 225V224H233ZM13 226V225H12ZM193 226V225H192ZM195 226V225H194ZM199 226V225H198ZM234 226H236V225H234ZM174 227H175V225H174ZM186 227V226H185ZM200 227V226H199ZM213 227V226H212ZM226 227H228V226H226ZM10 228V227H9ZM170 228V227H169ZM182 228V227H181ZM202 228V227H201ZM175 229H177V228H175ZM216 229H217V227H216ZM226 229V228H225ZM232 229V228H231ZM178 230V229H177ZM200 230V229H199ZM207 230V229H206ZM213 230V229H212ZM218 230V229H217ZM230 230V229H229ZM5 232H7L6 230H4ZM179 231V230H178ZM197 231H198V229H197ZM188 232H190V231H188ZM225 232V231H224ZM227 232V231H226ZM226 232H225V234H226ZM4 233V232H3ZM203 233V232H202ZM215 233V232H214ZM229 233V232H228ZM204 234V233H203ZM216 234V233H215ZM174 235V234H173ZM199 235H201V234H199ZM199 235H197V236H199ZM218 235V234H217ZM228 235V234H227ZM226 235V236H227ZM230 235V234H229ZM192 235H182V236H180V237H176L174 240H173V242H171L170 243V245L172 246V247H170L171 249H172V256H174L176 259L177 258H179L180 256H185L186 255V250H189L190 249V244L192 243V241H193V239H192V237H191ZM223 237V236H222ZM1 238V237H0ZM211 239L213 238V237H210ZM201 240V239H200ZM199 240V241H200ZM217 240V239H216ZM214 241H215V239H214ZM201 242V241H200ZM201 244V243H200ZM217 244V243H216ZM203 246V245H202ZM201 247V246H200ZM197 249V248H196ZM191 250V249H190ZM188 251V252H190L191 253V251ZM193 250V249H192ZM170 251V250H169ZM185 251V252H184ZM209 251V250H208ZM210 253V252H209ZM208 252H207V254H209ZM169 254V253H168ZM205 255V254H204ZM211 255V254H210ZM192 256V255H191ZM171 257V256H170ZM174 257H172V258H174ZM206 257H207V255H206ZM186 258L188 259V260H195V258L194 259H192L191 257H190V254L188 255H186ZM176 259H175V262H176ZM206 259V258H205ZM197 260V259H196ZM202 261V260H201ZM172 262V260H170L169 261V264ZM183 262H184V260H183ZM188 263H189V261H188ZM192 263H193V261H192ZM195 263H196V261H195ZM195 263H193V264H195ZM198 263H200V262H198ZM203 263V262H202ZM185 264V263H184Z\"/></svg>","mask_w":264,"mask_h":264},{"label":"clouds","instance_id":"obj_3","mask_svg":"<svg viewBox=\"0 0 264 264\" xmlns=\"http://www.w3.org/2000/svg\"><path fill=\"white\" fill-rule=\"evenodd\" d=\"M45 171L41 163L27 154L11 150L0 151V184L12 189L11 202L21 209L31 210L37 200L44 196L41 177ZM199 181L191 173L184 177L183 192L186 197L195 201L200 197ZM240 264H256V257H246Z\"/></svg>","mask_w":264,"mask_h":264}]
</instances>
